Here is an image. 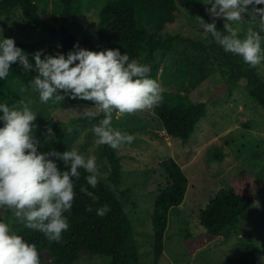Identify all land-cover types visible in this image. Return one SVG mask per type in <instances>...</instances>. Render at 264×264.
Returning <instances> with one entry per match:
<instances>
[{"label": "trees", "instance_id": "obj_1", "mask_svg": "<svg viewBox=\"0 0 264 264\" xmlns=\"http://www.w3.org/2000/svg\"><path fill=\"white\" fill-rule=\"evenodd\" d=\"M46 1L52 4L55 22L48 21L41 13L40 2ZM90 1L0 0V19L4 10L18 7L32 29L42 35H48L51 39H60L66 47H74L78 43L81 48L89 50L88 45L80 41L64 22L82 15ZM210 7L211 5L199 7L206 23L213 22L206 11V8ZM177 14L182 13L175 0H105L100 10L97 41L100 44L98 51L119 49L122 54H128L130 59L150 65L151 78L157 79L161 73L162 84L170 90L196 89L200 84H204V80L210 75L214 76L209 84L210 94L207 101L197 102L187 94L174 96L170 92H163V102L153 109L166 133L170 137L180 138L182 143L186 144L195 132L198 122L206 116L207 105L219 101L227 102L233 89L238 87L242 79L246 80L248 94L264 108V80L257 69L250 68L241 57L226 53L210 34L204 32L198 21L192 22L196 30L194 36L180 33L176 27L179 23ZM184 16L188 21L186 15ZM57 21H60V26L56 25ZM225 22L223 19L215 21L218 31H224ZM15 43L29 54L30 62L34 65L32 54L36 53L39 47L33 42ZM216 70L219 72L217 75ZM35 75V72H24L18 64L13 65L9 76L5 80H0V103L10 97L14 80L29 88ZM102 118L101 115L89 121L82 116L71 119L70 123L95 124ZM46 130L44 125L37 136L41 141L40 150L47 152L55 149L64 152L57 147L55 139L47 138V143L44 142ZM99 150L110 164L108 179L118 188L124 178L122 157L117 150L107 145H102ZM223 157L224 154L218 156L220 159ZM161 167L169 176V182L159 191L153 214L155 233L153 254L156 263L163 257L164 236L168 228L170 211L183 203L189 187L187 175L174 158L162 160ZM79 171L81 177L75 181L76 196L73 208L70 213H65L70 227L63 233L62 240L59 243L49 242L39 231L26 229L24 226L16 234L37 246L41 253V264H74L81 258L94 255L109 257L108 264H141L133 224L121 200L128 191L122 190L117 196L101 178L97 187L92 189L86 182L88 173L83 169ZM81 187H87L89 191L94 192L99 197L98 203H93L84 195L80 191ZM263 192L264 170H245L244 174L231 183L229 189H222L199 210L207 239L199 238L200 240L192 241L195 236L187 231L184 238L189 252H195L197 248L205 246L209 240L228 229L239 233L244 216ZM104 205L110 206L111 211L105 217H100L96 210ZM89 206L93 209L91 212L86 210ZM0 213L12 216L5 208H0ZM241 247L243 253L238 263L257 264L259 246L243 238Z\"/></svg>", "mask_w": 264, "mask_h": 264}, {"label": "rangeland", "instance_id": "obj_2", "mask_svg": "<svg viewBox=\"0 0 264 264\" xmlns=\"http://www.w3.org/2000/svg\"><path fill=\"white\" fill-rule=\"evenodd\" d=\"M175 1L183 14H177L179 23L176 27L183 35L194 36L196 30L192 22L198 21L203 27L197 19L203 18L199 7H207L209 0ZM104 2L105 0H91L82 15L64 22L80 41L88 45L90 51L99 52L97 32L100 10ZM40 10L48 21L55 22L51 2H40ZM245 19L250 17L246 16ZM56 25L60 26V21H57ZM233 27L239 28L243 37L248 27L259 31V21H255L254 25L245 21L233 24ZM33 30L18 7H10L2 12L0 39L33 42L39 47L38 51H43L45 55H67L69 51L74 50V47H66L60 39H51L48 35ZM261 35H264V32H261ZM256 69L264 80V63ZM215 72L216 75L219 73L217 70ZM213 77L210 75L204 80V84H200L196 89L184 90L166 88L162 84L161 73L158 74L157 80L164 89L163 92H170L174 96L187 94L198 102L207 101L209 98V84ZM21 86L18 80H14L10 97L1 103L13 107L21 99L27 100L31 97L35 102L30 107L38 114L36 123L39 129L35 133L36 136L44 125L46 128L51 126L60 150L66 151L75 147L86 157L97 156L100 178L117 196L122 190L128 191L121 200L133 224L141 264H239L238 259L243 253V238L259 246L257 264H264V192L244 216L239 233L228 229L193 253L187 249L184 238L185 233L190 231L195 236L192 241L207 239L199 210L222 189H229L231 183L244 174L245 170H264V108L248 94L245 79L239 81L238 87L233 89L227 102L219 101L207 105L206 116L198 122L195 132L186 144H183L180 138L170 137L166 133L154 110L124 116L118 121L114 119L115 128L134 136L131 145L117 150L124 165V178L118 188L110 183V164L100 153L101 146L95 144L96 138L91 129L98 123H70L71 119L82 117L80 111L85 107H92V103L76 102L66 97L65 101L59 104H53L51 101L41 104L38 94L30 88L28 92L21 94ZM2 115L3 113H0V116ZM2 126L3 123L0 122V127ZM69 128L72 129L71 133L67 132ZM220 154H224L223 159L218 158ZM167 158H174L182 166L188 177L189 187L183 203L170 211L164 236L163 257L156 263L153 254V214L157 195L169 182V176L161 167L162 160ZM0 221L9 222L15 233L23 227V224L5 213H0ZM109 260L107 256L94 255L81 258L74 264H108Z\"/></svg>", "mask_w": 264, "mask_h": 264}, {"label": "clouds", "instance_id": "obj_3", "mask_svg": "<svg viewBox=\"0 0 264 264\" xmlns=\"http://www.w3.org/2000/svg\"><path fill=\"white\" fill-rule=\"evenodd\" d=\"M206 11L212 23L203 24L204 32L210 34L226 53L242 58L250 68L264 63V0H209ZM249 13L251 15H249ZM250 19H245V17ZM225 20L224 31H218L215 21ZM259 21V31L248 27L241 37V30L233 24ZM43 57V59H42ZM29 54L16 46L11 38L0 39V80H5L13 65L24 72H35L29 88L38 94L41 104H59L66 97L92 103L80 115L89 121L103 116L92 126L97 146L107 145L120 150L131 145L134 136L113 126V120L124 116L151 111L163 102V91L157 79L150 76L151 66L130 59L119 49L90 51L77 43L67 55H45L43 51ZM29 88L21 86V94ZM35 101L29 97L10 107L0 103V208L12 213L15 221L26 229L39 231L49 242L59 243L70 227L65 213H70L75 201V181L81 177L80 169L88 173L86 182L95 189L101 176L97 156H85L73 147L64 152L55 149L42 152L41 141L35 133L38 114L30 107ZM68 133L72 129H67ZM55 139L51 126L44 133ZM80 191L93 203L99 197L87 187ZM87 211L93 209L89 206ZM97 215L105 217L111 211L104 205ZM0 264H41V253L35 244L28 243L13 231L9 222L0 221Z\"/></svg>", "mask_w": 264, "mask_h": 264}]
</instances>
